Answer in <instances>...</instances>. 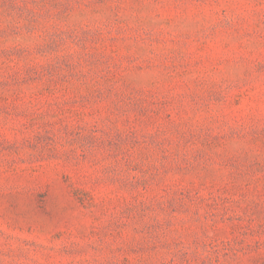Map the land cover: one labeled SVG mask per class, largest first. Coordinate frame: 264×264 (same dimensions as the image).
<instances>
[{"label": "rangeland", "instance_id": "1", "mask_svg": "<svg viewBox=\"0 0 264 264\" xmlns=\"http://www.w3.org/2000/svg\"><path fill=\"white\" fill-rule=\"evenodd\" d=\"M0 264H264V0H0Z\"/></svg>", "mask_w": 264, "mask_h": 264}]
</instances>
